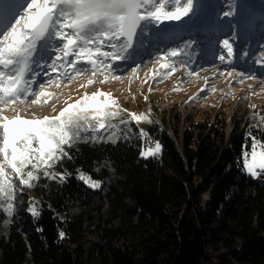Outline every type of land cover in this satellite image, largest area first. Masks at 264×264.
Listing matches in <instances>:
<instances>
[{"label": "trees", "instance_id": "trees-1", "mask_svg": "<svg viewBox=\"0 0 264 264\" xmlns=\"http://www.w3.org/2000/svg\"><path fill=\"white\" fill-rule=\"evenodd\" d=\"M163 113L147 137L133 125L115 143L67 147L65 179L32 189L38 216L28 202L9 217L0 200V264H264V174L244 171L249 132L264 141V126L223 110Z\"/></svg>", "mask_w": 264, "mask_h": 264}, {"label": "snow or ice", "instance_id": "snow-or-ice-1", "mask_svg": "<svg viewBox=\"0 0 264 264\" xmlns=\"http://www.w3.org/2000/svg\"><path fill=\"white\" fill-rule=\"evenodd\" d=\"M229 2L235 6V0ZM193 11L194 0H0V105L17 111L14 107L17 101L32 97L35 103L37 92L47 95L44 89L51 84L70 81L86 72H91L93 77L108 73L120 79L116 73L124 71L127 62L138 60L137 53L147 47L146 38L156 40L163 34L179 39L195 31V16L183 24H168L163 30H155L166 22H179ZM222 15L231 17L233 11H224ZM224 30H228L227 25ZM235 41L236 37L231 36L220 42L224 49V54L219 56L221 63H233ZM194 44L193 40H186L177 47L161 49L157 59L167 57L171 63L160 67L175 71L177 64L193 60ZM247 56L245 48L241 58ZM253 59L264 67L259 56L254 55ZM139 66L137 63L131 71L136 72ZM170 74L159 75L166 78ZM228 75L231 76L232 71ZM238 75L255 78L254 71ZM93 82L90 79L88 84ZM113 104L115 101L107 93L97 92L85 95L51 118L27 120L17 114L9 119L0 114V156L3 157L0 160V199L9 201L3 208L9 217L15 211L12 203L15 185L9 171L22 186L29 188L35 186L41 172L46 178L63 180L64 173H50L49 169L60 159L71 158L64 150L65 145L71 147L82 133H91L86 139H107L115 143L121 125L151 123L145 114L127 113L119 108L113 111ZM2 111L0 109V113ZM122 114L127 119H121L119 124L111 122ZM140 136L147 137L148 133L141 129ZM249 136L252 144L250 151H244V171L258 178L264 173V141L251 136V132ZM160 150L157 142L155 149L145 147L141 156L148 158L159 154ZM78 178L93 189L101 187L100 181L83 173ZM28 211L33 216L39 215L35 205ZM60 236L63 238L64 233Z\"/></svg>", "mask_w": 264, "mask_h": 264}, {"label": "rangeland", "instance_id": "rangeland-1", "mask_svg": "<svg viewBox=\"0 0 264 264\" xmlns=\"http://www.w3.org/2000/svg\"><path fill=\"white\" fill-rule=\"evenodd\" d=\"M228 10H232L233 15L224 17L223 12ZM193 16L196 30L183 34L179 39L163 34L156 40L146 38L147 47L137 53L138 60L127 62L124 71L116 73L120 79H115L108 73H98L93 77L91 72H86L70 81L60 80L51 84L44 89L47 95L37 92L35 103H32V97L23 102L17 101L14 106L17 111L0 105V109H3L0 114L9 119L17 114L21 119L27 120L51 118L59 115L69 105H75L85 95L92 96L94 93L103 92L115 101L112 105L113 111L119 108L127 113L145 114L150 121L153 117L159 119L160 114L174 106L182 113L197 115V118L223 110L229 118L233 115L242 116L245 122H250L253 126H264V67L253 59L256 55L264 62V0H235L234 7L229 0H194V11L189 17H184L179 22H166L159 25L158 29L155 26L153 28L163 30L168 24H183ZM225 25L228 27L227 31L224 30ZM231 36L236 37L235 59L232 64L221 63L219 56L224 54V49L220 47V42ZM186 40L195 42L191 49L195 54L194 59L177 64L175 71L170 68L162 69L161 64H170L171 61L167 57L157 59L161 49L177 47ZM245 48L248 56L242 59L241 52ZM137 63L140 66L136 72H132V67ZM229 71H232L231 76L228 75ZM251 71L255 72V78L245 79L238 75L240 72L247 75ZM168 72L171 74L166 78L156 76L157 73ZM189 72L193 74L189 75ZM90 79L94 81L91 85L88 84ZM39 82L38 80L37 83ZM121 119H127V116L122 114L111 122L119 124ZM148 123L141 121L138 125L134 122L127 126L121 125L116 141L133 125L145 132ZM86 136L90 137L91 133H82L80 139L74 143L112 142L107 139L94 141L86 139ZM67 147L65 145V151ZM2 159L0 156V160ZM58 162L49 169L50 173L59 174ZM8 174L12 176L15 185V199L12 201L15 209L28 202H31L29 208L35 205L31 197L34 187L22 186L14 174L10 171ZM42 175L41 172L40 177ZM0 200L2 208L9 203L6 198Z\"/></svg>", "mask_w": 264, "mask_h": 264}, {"label": "bare ground", "instance_id": "bare-ground-1", "mask_svg": "<svg viewBox=\"0 0 264 264\" xmlns=\"http://www.w3.org/2000/svg\"><path fill=\"white\" fill-rule=\"evenodd\" d=\"M159 75L158 73L156 74V76ZM57 85V84H56Z\"/></svg>", "mask_w": 264, "mask_h": 264}]
</instances>
